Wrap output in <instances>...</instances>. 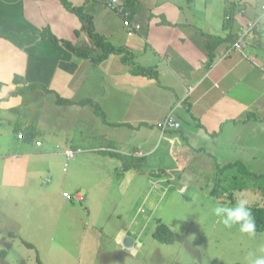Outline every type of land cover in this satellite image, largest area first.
Listing matches in <instances>:
<instances>
[{
  "label": "rangeland",
  "instance_id": "1",
  "mask_svg": "<svg viewBox=\"0 0 264 264\" xmlns=\"http://www.w3.org/2000/svg\"><path fill=\"white\" fill-rule=\"evenodd\" d=\"M34 95L18 112L0 109V264H249L264 256V231L249 236L239 225L226 228L213 212L240 198L251 210L264 204V176L242 174L236 165L223 169L242 161L247 171L264 174V153L220 152L213 136L201 138L204 152L187 163L183 176L177 169L162 184L157 177L177 165L165 152L162 127H109L96 107L56 104L41 88ZM28 124L33 141L23 137ZM135 146L145 159L133 153ZM64 148L82 151L68 160ZM38 151L48 153L24 155ZM111 151H131L125 154L137 158L134 167L125 171ZM161 225L174 242L154 236Z\"/></svg>",
  "mask_w": 264,
  "mask_h": 264
},
{
  "label": "crops",
  "instance_id": "2",
  "mask_svg": "<svg viewBox=\"0 0 264 264\" xmlns=\"http://www.w3.org/2000/svg\"><path fill=\"white\" fill-rule=\"evenodd\" d=\"M118 1L128 7L139 30H129L127 15L109 9L107 0L68 4L82 7L93 17L98 34L130 48L140 65L157 70V78L133 74L119 54L97 63L75 53L67 41L78 49L92 47V42L79 15L63 0H0V98L17 87L39 83L77 106L94 109L91 103L83 104L93 100L105 113V125L136 131L161 128L172 113L181 126L161 130V135L177 168L170 165L164 177H157L162 184L177 169L183 176L187 163L204 152L201 138L213 136L220 152L264 153L259 148L264 144L259 134L264 131V0H131V7L128 0ZM234 2L238 9L230 31L225 28V12ZM44 31L59 42L43 37ZM200 31L221 38L208 48ZM230 34L235 36L232 42ZM41 93L47 95L42 86ZM22 102L21 95L13 96L0 106L9 110ZM133 153L146 158L141 147H133Z\"/></svg>",
  "mask_w": 264,
  "mask_h": 264
},
{
  "label": "trees",
  "instance_id": "3",
  "mask_svg": "<svg viewBox=\"0 0 264 264\" xmlns=\"http://www.w3.org/2000/svg\"><path fill=\"white\" fill-rule=\"evenodd\" d=\"M63 2L70 9H72L75 13H77L79 15V17L81 18V20L83 22V29L89 33V36H90L91 42H92V47L84 46V48H82L83 49L82 50V49H78L74 44H72V42L67 41L66 43H68L73 48L75 53L84 54L85 57H88V58L90 57L91 59H93V61H95L97 63L107 59L112 54H117V55L119 54L120 56H122L123 62L125 64L131 66L133 74L143 75V76H147L149 78H157L158 77L157 70H155L152 67L142 66L135 60V56H134V54L130 48H128L126 46H116V45L112 44L110 41L106 40L102 35L98 34L95 30L93 17L90 14L85 13L82 7H73L72 5H69L68 0H63ZM130 2H131V0H128V2H127V5L129 7H131ZM125 8L127 9L128 7L125 6ZM237 9H238V6L234 2L233 4H231L228 7V9L225 12V17H226L225 28L227 30L231 31L234 28V21L236 18ZM200 33L203 36H205V44L208 48H210L212 40L221 38V36L208 34V33L203 32V31H200ZM49 36H51L55 42H59V39L56 36H53L48 31L43 32V37L46 38ZM234 37L235 36L233 34H230L227 38H229L230 41L232 42L235 40ZM96 50H97V53L95 54L94 51H96ZM210 55H211V60H210V64H211V62L213 61L212 60L213 53L210 52ZM41 86L45 89V92L47 93V95L48 94H54V96L56 97L54 102L56 104H59V105H72L73 104L72 100L61 97L55 91L46 88L45 85H41L39 83H34V84H28V85H24L21 87H17L15 90L10 92L8 97L0 98V105L3 101H7L10 97L19 96V95H21L24 98L23 103L26 100V102H27V103L25 102L26 104H31L35 101V99H33V98H36L34 93L36 92V90L40 89ZM87 102L91 103L94 107H96V112L98 113V115L101 117V119L103 120L104 123H107L105 113L102 110V108H100L98 103L93 101V100H87V101H84L83 104H85ZM0 109H1V106H0ZM19 109L20 108L18 106V107L10 108L9 111L18 112ZM19 123H20V119L17 120V124H19ZM28 125H29L28 128H30L29 129L30 131L25 132L23 134V137L27 141H33L35 139L36 132H35V129L33 128L32 124H28ZM111 155L116 156L119 159L124 160L123 169L125 171L132 169L135 165V160H137V158H135V156H132L134 161H131L130 160L132 158L131 156H129L127 154L119 153V152L111 151ZM139 159L141 160L143 158H139ZM234 165L239 166L241 168L242 174L244 173L246 175L252 176L255 179H261L264 176V174H256V173H252V172L247 171L246 168L243 167L244 165H243L242 161H237L235 163L227 164L223 169H226V168L229 169V168L233 167ZM218 190H219V187L214 188V190L212 191V195L217 196ZM251 212H252V215L255 219L256 232L264 231V204L263 205L256 204L255 206L252 207ZM1 233H2V230L0 229V234ZM6 235H8L9 237H15V233L12 231L7 232ZM154 236L158 240H160L161 242H164V243H172L175 240L173 232L165 225H161L157 229V231L154 232ZM28 245H31V244H28ZM2 255L4 256V258L7 256V250L6 249L2 251ZM235 264H241V263H235Z\"/></svg>",
  "mask_w": 264,
  "mask_h": 264
},
{
  "label": "clouds",
  "instance_id": "4",
  "mask_svg": "<svg viewBox=\"0 0 264 264\" xmlns=\"http://www.w3.org/2000/svg\"><path fill=\"white\" fill-rule=\"evenodd\" d=\"M248 205V199L240 198L236 200L235 206L226 207L218 205L213 209V212L220 218V222L226 228H232L234 225H239V231L241 233L254 236L256 233L255 219ZM249 264H264V256L250 259Z\"/></svg>",
  "mask_w": 264,
  "mask_h": 264
},
{
  "label": "built area",
  "instance_id": "5",
  "mask_svg": "<svg viewBox=\"0 0 264 264\" xmlns=\"http://www.w3.org/2000/svg\"><path fill=\"white\" fill-rule=\"evenodd\" d=\"M107 6L109 9L116 11L118 13L121 14H125L127 15L126 21H125V25L129 30H139L140 29V24H134L133 21L131 20V16L130 13L127 11V9L125 8V5L120 3L118 0H107ZM255 25V24H254ZM254 26H252L253 28ZM244 36V34H242ZM242 38L239 39V41L236 43L235 47L238 49H241L242 47ZM181 124L180 122H177L174 120L173 114H169L164 122L161 124V127L164 130L168 129V128H180ZM20 136L22 137V134H20ZM42 142H38V146H42ZM82 151L80 148L75 150V149H69L66 148L64 150V154L66 156V158L68 160H70L71 158H73L78 152ZM64 196L68 199H74V200H78V201H83L84 197L81 194H77L75 196H72L68 193H64Z\"/></svg>",
  "mask_w": 264,
  "mask_h": 264
}]
</instances>
